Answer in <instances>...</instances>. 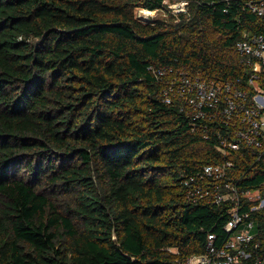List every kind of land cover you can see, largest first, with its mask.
<instances>
[{
	"label": "trees",
	"instance_id": "16d2710c",
	"mask_svg": "<svg viewBox=\"0 0 264 264\" xmlns=\"http://www.w3.org/2000/svg\"><path fill=\"white\" fill-rule=\"evenodd\" d=\"M166 1L0 0V264H188L236 206L188 197L190 176L229 161L240 212L264 194V157L193 132L156 75L246 76L236 45L264 37V0L137 17ZM249 220L264 246V210Z\"/></svg>",
	"mask_w": 264,
	"mask_h": 264
},
{
	"label": "built area",
	"instance_id": "2783aa9c",
	"mask_svg": "<svg viewBox=\"0 0 264 264\" xmlns=\"http://www.w3.org/2000/svg\"><path fill=\"white\" fill-rule=\"evenodd\" d=\"M253 10L262 15L264 4ZM236 49L247 73L236 81L216 83L170 68L156 75L171 76L162 92L163 102L184 114L193 132L202 130L207 138L216 136L218 150L224 155L245 146L253 149L260 160L264 157V37L250 35L238 42ZM232 168L229 161L207 165L184 182L188 197L236 205L225 226L229 237L217 244V236L208 235L205 254L191 257L188 264H264V246L256 238L257 225L249 220L253 212L264 210V194L258 190L243 192L242 198L255 205L249 212H240V193L229 179Z\"/></svg>",
	"mask_w": 264,
	"mask_h": 264
},
{
	"label": "rangeland",
	"instance_id": "374dc122",
	"mask_svg": "<svg viewBox=\"0 0 264 264\" xmlns=\"http://www.w3.org/2000/svg\"><path fill=\"white\" fill-rule=\"evenodd\" d=\"M184 13L187 12V5L183 7V5L181 3H173L170 2V0L166 1V8L160 11H143L140 10L137 13V17L139 18V20L143 21V22H152L155 20H161V21H169L170 20V16H174V15H179L183 12H181L182 10ZM147 13V14H145Z\"/></svg>",
	"mask_w": 264,
	"mask_h": 264
},
{
	"label": "bare ground",
	"instance_id": "6f19581e",
	"mask_svg": "<svg viewBox=\"0 0 264 264\" xmlns=\"http://www.w3.org/2000/svg\"><path fill=\"white\" fill-rule=\"evenodd\" d=\"M148 11V10H147ZM145 12V11H144ZM150 12V11H149ZM145 14H147V13H145Z\"/></svg>",
	"mask_w": 264,
	"mask_h": 264
}]
</instances>
